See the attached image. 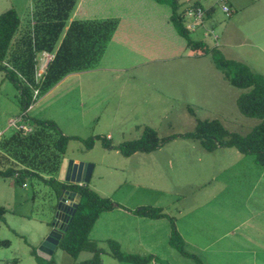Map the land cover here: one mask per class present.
<instances>
[{
	"label": "rangeland",
	"instance_id": "374dc122",
	"mask_svg": "<svg viewBox=\"0 0 264 264\" xmlns=\"http://www.w3.org/2000/svg\"><path fill=\"white\" fill-rule=\"evenodd\" d=\"M193 1L212 11L191 31V38L217 47L228 59L244 62L264 75V0H230L231 15L223 12L218 0H179L180 11L193 9ZM37 5V0H0V14L16 9L21 29L29 25ZM51 5L57 6L55 2ZM80 5L73 22L109 19L115 20L117 27L96 46L99 57L88 70L68 73L50 88L38 91L36 107L27 117L54 122L64 136L95 141L87 150L83 142L71 140L64 157L93 165L90 188L121 206L100 214L90 232L91 243L102 251L100 264H129L111 256L109 239L114 241L113 236H120L123 253L153 254L169 264H197L170 246L168 218L152 220L133 213L145 206L161 207L173 218L187 240L186 252L205 264H264V167L255 164L252 155L234 148L207 152L198 142L183 138L130 157L103 145L105 138L112 147L138 139L145 127L155 129L160 138L181 135L193 131L198 120H219L230 132L245 135L259 121L238 110L236 99L242 90L223 78L209 55L187 47L170 22V5L157 0H82ZM72 23L65 22L60 39L66 37ZM186 24L191 26V20ZM28 41L22 57L30 60L34 55L39 67L42 53L34 50L32 33ZM83 54L90 56L88 51ZM7 68L24 80L20 64ZM19 97L17 87L5 71H0V98L4 102L0 126L7 128L3 139L22 131L19 124L27 125L21 119ZM13 119L17 123L10 128ZM27 131H31L28 126ZM0 160L5 164L0 163L2 169H21L17 161L8 162L1 156ZM31 186L21 193L34 192V216L52 224L59 198L56 185L32 178ZM34 221L11 213L7 216L9 226L1 223L0 237L11 244L0 248L4 253L0 256L17 259V264H38L31 256L35 249L38 254L41 245V231L34 230L39 224ZM10 226L19 228V235L10 231ZM134 229L137 234L132 233ZM128 233L140 235L137 242L131 243ZM142 238L150 249L139 245ZM91 257L90 251L74 258L58 248L51 260L80 264Z\"/></svg>",
	"mask_w": 264,
	"mask_h": 264
},
{
	"label": "trees",
	"instance_id": "16d2710c",
	"mask_svg": "<svg viewBox=\"0 0 264 264\" xmlns=\"http://www.w3.org/2000/svg\"><path fill=\"white\" fill-rule=\"evenodd\" d=\"M157 1L170 5V22L176 32L186 40L187 47L209 55L216 69L222 73L223 78L231 86L242 90L236 99L240 113L247 118L257 119L259 122L245 135L230 132L219 120H198L193 131L166 138H160L152 127H145L138 139L123 142L118 147H112L105 138L103 139L104 147L117 148L125 157H130L139 152L151 153L173 139L183 138L198 142L207 152H214L218 148H234L243 155H252L254 163L264 167V75L255 72L243 62L228 59L217 47L210 48L204 41L193 40L190 35L194 29H190V26L186 24L187 11H180L179 0ZM54 2L57 4L56 7L51 5ZM75 2L76 0H44L42 10H37V17L45 21V24L42 25V34L35 39L34 50L54 55L41 84L36 83L35 79L34 55L31 56L29 63L20 64L24 80H21L20 76L18 77L14 71L4 65L12 40L19 29L20 17L14 8L0 14V71H5L9 80L19 90V104L23 111L21 119L27 124L26 126L31 128L29 133L18 130L9 139L4 138L0 141V149L13 159V163L17 161L21 166V169H18V166L2 169L0 166V179L15 177L16 183L23 186L28 178H39L46 184H55L58 189V197L63 190L79 194L81 196L80 203L58 248L74 258H77L83 251H90L92 257L80 264H100L102 251L91 243L90 232L100 214L113 211L121 206L115 205L109 198L100 196L90 188L89 184L68 185L57 180L68 143L71 140H79L85 144L87 150H90L94 146V139L85 140L77 136H64L58 131L54 122L30 120L25 114L36 101L34 90L37 89V86H40L38 87L40 91L46 90L68 73L88 70L99 57V50L96 46L102 45L101 40L104 41V36L111 35L117 27L115 20L97 23L73 22L70 29L67 30L66 37L60 39L66 26L65 22L69 21L70 14L75 7ZM194 6V8L199 7L197 4ZM209 12L206 11L207 15ZM86 35L88 37L83 38ZM84 39L87 40L86 43L83 42ZM107 40L108 38H106ZM84 51H88L90 56L86 57L83 54ZM73 65L75 66L70 68ZM189 112L193 113V110L189 109ZM44 175H47L48 178H45ZM5 212L6 209L0 207V218ZM133 213L152 220L168 218L171 226L170 246L182 256L195 260L197 264H205L196 255L186 252L185 241L176 227L175 220L164 213L161 207L145 206ZM0 245L9 246L10 242L3 240L0 241ZM109 245L111 256L119 262L169 264L153 254L123 253L120 245L112 240H109ZM32 255L38 264H55L52 260L46 261L41 258L36 249L32 251Z\"/></svg>",
	"mask_w": 264,
	"mask_h": 264
},
{
	"label": "crops",
	"instance_id": "0c3cea01",
	"mask_svg": "<svg viewBox=\"0 0 264 264\" xmlns=\"http://www.w3.org/2000/svg\"><path fill=\"white\" fill-rule=\"evenodd\" d=\"M227 1H228L229 5H230L231 11H232V7H233L232 5L233 4L231 3L230 0H227ZM37 2H38L37 7H34V8H36V10H34L32 12L31 17H29L30 19L28 18L29 19L28 21L30 22L29 25L27 24L26 27L23 25L22 28L20 29L21 20H22V19H20V26H19L20 31L18 33V36L14 37V39L12 40L11 46L9 48V51L7 53V57H6L5 62H4V65L6 67H10L12 65L16 66L18 64H21L20 62L22 61V59H23L22 63H29V60L28 59H24L22 57V55H24V52L27 50L26 46H29V41L28 40L30 38V33H32V35H34L35 39L38 38L42 34V32H41L42 31V25L45 24V21L41 20L40 17H37V15H36V13L38 11L42 10L44 0H37ZM81 2H82V0H76L75 7H74V9L72 10V12L70 14V18H69V21H68L69 23H72L73 21H76L75 20V16L78 15V13L80 12V6H81L80 4H81ZM193 2H194V4H197L199 7H201L203 9V7L200 5V3L198 1H193ZM187 5L190 6V2ZM208 11H210V12L207 15V18L210 17L212 9H210ZM80 21L83 22L85 20L82 19ZM98 22H100V21H98ZM31 27H32V30H31ZM211 33H213V32H211ZM217 40H218V38L215 41H217ZM216 45L218 46V42H217ZM242 45H240V46H242ZM249 46H253V47L259 49V47L257 45H249ZM226 56H227V54H226ZM53 58H54V56L52 54L43 52L42 56H41V59H40L41 65L39 67H37L38 61L35 60V63H36V65H35V79H36V83L41 84V80L40 79L46 73V70H47V68H48V66H49V64H50V62L52 61ZM37 78H39V79L37 80ZM38 87H40V86H37L36 87L37 89H35V90H39L40 91V89ZM3 104H4V102L0 98V121L2 120L1 119V109L3 107L2 106ZM35 107L36 106H35V103H34L33 105L30 106V108L27 110V112L25 114L28 115L29 112L31 110H33ZM14 120L15 119L10 121V124H9L10 128L14 127L12 125V122ZM19 121L21 122V119H19ZM20 125L27 128V126L22 124V123L19 124V126ZM22 131H24V130H22ZM6 132H7V128H2L0 126V141L3 139V137H5ZM24 132L28 133V131H24ZM0 156L5 158V159H7L8 162H10V161L12 162L13 161V159L10 158L8 156V154L5 151L1 150V149H0ZM0 163L2 165H5V164H3L4 161L2 162L0 160ZM7 165H9V164H7ZM57 177H59V173H58ZM57 180H58V178H57ZM89 182L87 184H89ZM29 185L31 186V178H28L23 186H20V185H18L16 183L15 177L14 178H3V179H0V207H3V208L6 209V212L3 214V217L0 218V230L2 228L1 223L5 224V226H9V224L7 222V216L10 213L12 215H15V216L23 218V219L35 220L34 222L38 223L39 225L37 227H34L35 226L34 225L33 227H34V230L38 229V230L41 231V236L39 238L38 243H42V241L44 240L46 235L51 231V224H47V222H46V220L44 218L41 219V218H37V217L34 216V211H35V207H36V195H35V193L32 192L31 190L29 192H26L25 195L21 193L20 190L30 188ZM31 189H32V186H31ZM54 211H55V209H54ZM9 230L14 232L16 235H19V231H20L19 228H16V227L12 228L10 226ZM132 233L137 234L138 230L134 229L132 231ZM128 234H129L131 243L137 242L136 238L137 237L139 238V236H140L139 235L137 237H133V236L130 235L131 233H128ZM123 235H124V233H123ZM182 237H183L184 240H186L183 235H182ZM123 238L125 240H127L128 236L127 237H123ZM113 239H115L116 242L120 245V248H122L123 242H122L120 236H119V238H118V236H113ZM3 240L9 241L8 239L0 237V241H3ZM109 240H112V239H109ZM138 243H139V245L141 244L142 248L150 249V247H147L144 244L145 242H144L143 238H142V240L139 239ZM10 244H11V242H10ZM127 244L130 245L129 243H127ZM185 245H187V240L185 241ZM210 245H213V243L210 244ZM1 247H3V246L0 245V248ZM213 248H215V247L213 246ZM57 250H58V247L54 251L53 255L57 252ZM1 254L2 255L4 254L3 251L0 252V255ZM53 255H52V257H53ZM31 256L34 257L33 255H31ZM91 256H92V253H91ZM52 257H51V259H52ZM5 259H6V256H0V264H4V263H6V264H17V259H6V260ZM151 264H158V263H155V262L153 263L152 262Z\"/></svg>",
	"mask_w": 264,
	"mask_h": 264
},
{
	"label": "water",
	"instance_id": "95a60500",
	"mask_svg": "<svg viewBox=\"0 0 264 264\" xmlns=\"http://www.w3.org/2000/svg\"><path fill=\"white\" fill-rule=\"evenodd\" d=\"M94 166L83 162L64 159L59 172L58 180L62 183L87 184L92 176ZM81 196L77 193L63 190L55 208L54 219L51 224V231L46 235L38 248V255L51 260L54 251L59 246L65 232L68 230L74 214L80 203Z\"/></svg>",
	"mask_w": 264,
	"mask_h": 264
},
{
	"label": "built area",
	"instance_id": "2783aa9c",
	"mask_svg": "<svg viewBox=\"0 0 264 264\" xmlns=\"http://www.w3.org/2000/svg\"><path fill=\"white\" fill-rule=\"evenodd\" d=\"M221 4V9L223 10L224 13H226L227 15H231L232 11H231V7L228 3L227 0H218ZM188 20H191L192 25L190 26L192 29H195L197 26L202 25L204 23V19L206 17V11L200 7H196V8H190L188 10V12L186 13ZM215 39H217L218 37L215 36ZM35 96L38 94V90L34 91ZM17 121H13L12 125L16 126ZM18 129H22L24 131H27V128L24 126H19L17 127ZM82 185V184H80Z\"/></svg>",
	"mask_w": 264,
	"mask_h": 264
}]
</instances>
